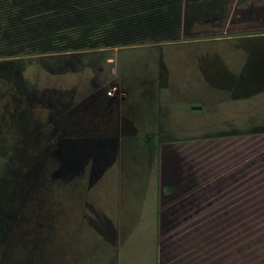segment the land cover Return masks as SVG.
Returning <instances> with one entry per match:
<instances>
[{
	"label": "rangeland",
	"instance_id": "374dc122",
	"mask_svg": "<svg viewBox=\"0 0 264 264\" xmlns=\"http://www.w3.org/2000/svg\"><path fill=\"white\" fill-rule=\"evenodd\" d=\"M187 5L190 24L177 43L19 63L29 76L35 71L42 76L35 67L44 64L54 71L49 78L54 123L51 138H31L33 131L24 127L21 152H0V264H151L153 242L148 238L137 254L142 259L124 257L123 248L141 241L140 233L153 227L158 144L217 152L229 140L251 141L264 132V40L255 49L241 46L251 37L264 38V15L259 13L264 0H187ZM211 6L223 7L225 14H212ZM84 100L90 113L72 120L77 113L72 103ZM112 107L110 119L103 113ZM110 122L115 138L97 145L119 151L107 153L110 163L95 182L93 157L102 153H83L81 146L71 152L68 136L94 125L100 138ZM68 123L70 129L63 125ZM75 137L71 139L79 140ZM34 139L37 147L31 145ZM246 160H252V152H246ZM227 164L214 169L213 176L227 177ZM251 179H246V198L240 202L246 204L243 215L242 208L232 206L238 201L233 191L216 189L207 196L202 191L209 202L199 209V228L223 224L230 230L216 233L221 227L213 228L211 239L222 248L203 254L199 264L240 258L243 264H264V184L256 186ZM254 205L262 209L256 210L260 216ZM135 225L139 233L120 234ZM119 245L123 257L116 256Z\"/></svg>",
	"mask_w": 264,
	"mask_h": 264
},
{
	"label": "crops",
	"instance_id": "0c3cea01",
	"mask_svg": "<svg viewBox=\"0 0 264 264\" xmlns=\"http://www.w3.org/2000/svg\"><path fill=\"white\" fill-rule=\"evenodd\" d=\"M72 55L74 54H69L67 57ZM50 57L55 56L30 57L19 60H0L1 153L21 152L24 127H29L33 131L32 134H30L31 138L37 139L40 136L47 137L50 135L48 131L52 128L54 123V102L51 95L54 87L51 85L52 79L49 78L54 76V71L49 68L47 64H44L39 68L38 66L35 67L36 69H40L39 71L43 73L42 76H39L37 71L29 76L27 73L23 74L24 67L19 65V63H22L24 60L30 61ZM47 61L45 62L47 63ZM40 77L42 80H40ZM43 80H45V82ZM104 100L112 104L110 98ZM86 101L88 100L77 102V104H74V102L72 103L74 108L71 110L75 113L77 111L72 120L78 121L79 118H75L77 115L81 116V114H86L85 116H88L87 114L90 112H85V110H87L89 101ZM112 110L113 107L109 108L103 115L111 119L114 115V111ZM71 121H69L70 124ZM69 123L63 124L66 125L65 128L70 129L71 125ZM114 127L113 122H110V125H107L103 136L100 138L93 132L94 125H90V128L86 129L81 127L82 129L80 128L78 132L76 131L75 134L68 136V138H70L68 139V144L71 146V152H76L75 148L81 146L83 147L81 148L83 153H102L99 158L93 157L95 163L93 165L95 170V182L101 174H104L105 168L110 163L109 160H106L107 153L113 154L119 151L117 150L114 152V150H112L113 148H102L105 145L100 148L97 145L98 142L101 141L110 143L109 141L115 138V134L113 133ZM116 132L118 134V126ZM252 136H254V138H252L251 141L242 142L243 140L238 139V137L235 138L234 142L233 140H229V142H227V147L224 146L225 148L217 152L212 150L205 151L192 145L176 146L175 143H169L167 145L159 143L156 152L158 179L156 185L153 227L148 234L146 232L140 233L142 234L141 241H130L126 247L124 246V250L127 248V255L124 257L132 256V258L137 257L142 259L137 256V254H139L138 251L143 248L142 244L147 241V238L151 244L153 242L151 246L153 260L150 262L151 264H199V261L205 257V255L202 256L203 254H209L208 252L211 250L212 255L215 248H222L218 245L220 243L211 239L214 235L213 228L221 227L216 233L222 232L223 230V233L229 232L230 228L224 229L222 227L223 224L212 223V226H210L211 228H207V226H204L205 228H199V217L201 216V211H199V209L203 206V201H205L202 191L205 190V196L209 193H213L216 189L222 192L229 191L230 193L233 191L238 194V201L237 204H232V206H236L238 209L242 208V215L244 214L246 204L240 205V202L246 198L244 193L246 191V185H249L246 179L252 178L251 181L254 180L256 186L257 184H261V182L264 184V181H260V178L264 175V132ZM51 137L52 134L50 135V138ZM73 137L79 140L71 139ZM7 139H10L12 143L7 145ZM35 139L31 145L37 147L38 140ZM89 143H92L94 147L90 146ZM207 152L209 154L211 153V156H207ZM246 152H252V160H246ZM213 157H215V159ZM232 158H238L237 162L239 163L236 165L233 162L232 164L230 162ZM227 160L228 166L224 172L227 174V177L219 174L213 176L214 169ZM219 178L221 179L218 180ZM222 178L224 179L223 181H221ZM256 178H258V181H256ZM199 192H201L200 195H203L202 197L199 196ZM241 196L243 197L241 198ZM208 202L209 199H206L205 203ZM209 206L210 205L207 204L204 207L208 208ZM97 210L96 208V211ZM254 210L255 215L260 216L261 213H258L256 210L262 211V209L260 210L257 205H254ZM102 214L99 213L100 216ZM220 214L222 213L220 212ZM107 221L105 222L104 219V225L109 227L110 232H114V228L110 226ZM135 229L136 225L130 226L126 230H120L119 232L120 234L139 233L135 231ZM238 232L241 234L240 230ZM156 233L157 239H155ZM162 233H165L164 235L168 234V236L164 237ZM160 236H163V238ZM166 238L168 240H165ZM239 248L240 246H238V250ZM120 249L121 246L119 245L117 257L119 254L122 256ZM240 257H243V254H240ZM229 258H231V256H229ZM218 264H243V261H241V258L240 262L239 259L237 262L223 259L222 262Z\"/></svg>",
	"mask_w": 264,
	"mask_h": 264
},
{
	"label": "trees",
	"instance_id": "16d2710c",
	"mask_svg": "<svg viewBox=\"0 0 264 264\" xmlns=\"http://www.w3.org/2000/svg\"><path fill=\"white\" fill-rule=\"evenodd\" d=\"M187 14V0H0V60L177 43ZM248 40L255 49L264 38Z\"/></svg>",
	"mask_w": 264,
	"mask_h": 264
},
{
	"label": "built area",
	"instance_id": "2783aa9c",
	"mask_svg": "<svg viewBox=\"0 0 264 264\" xmlns=\"http://www.w3.org/2000/svg\"><path fill=\"white\" fill-rule=\"evenodd\" d=\"M109 96H112V91L107 92Z\"/></svg>",
	"mask_w": 264,
	"mask_h": 264
}]
</instances>
